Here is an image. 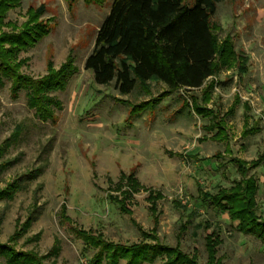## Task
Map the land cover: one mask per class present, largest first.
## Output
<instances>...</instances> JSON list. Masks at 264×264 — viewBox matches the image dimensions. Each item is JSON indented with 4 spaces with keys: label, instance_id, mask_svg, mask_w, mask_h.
<instances>
[{
    "label": "rangeland",
    "instance_id": "374dc122",
    "mask_svg": "<svg viewBox=\"0 0 264 264\" xmlns=\"http://www.w3.org/2000/svg\"><path fill=\"white\" fill-rule=\"evenodd\" d=\"M111 1L96 6L84 0H21L6 15L20 28L28 7H44L40 20L49 34L19 55L27 61L22 73L38 79L46 75L47 62L57 70L67 58L76 72L64 91L50 94L59 102L52 123L34 116L23 91L12 98L8 82L0 88V191L17 186L10 199L0 198V245L43 256L44 264H88L96 250L86 248L73 229L130 245L141 241L140 227L154 229L162 244L179 243L186 253L196 252L203 263L204 236L214 231L221 239L216 256L223 264H264V242L238 233L225 212L197 193V184L215 193L239 178L230 157L249 161L264 153V0H222L211 18L218 39L233 36L235 51L247 57L246 74L234 68L216 76L208 105L226 122L229 155L225 142L203 140L209 118L183 107L189 93L177 90L138 113L139 104L165 90L161 84H137L121 95L113 83L92 81L83 61ZM194 94L199 98L200 90ZM235 97L239 102L230 110ZM245 116L247 127L257 132L242 137ZM215 152L222 157L212 158ZM129 173L141 188L125 202L127 214L112 197L122 199ZM248 174L257 181V212L264 219V161ZM149 190L162 194L156 224L146 201ZM181 222L187 227L178 236ZM0 264H6L1 255Z\"/></svg>",
    "mask_w": 264,
    "mask_h": 264
},
{
    "label": "trees",
    "instance_id": "16d2710c",
    "mask_svg": "<svg viewBox=\"0 0 264 264\" xmlns=\"http://www.w3.org/2000/svg\"><path fill=\"white\" fill-rule=\"evenodd\" d=\"M106 0H84L85 4L102 6ZM222 0H193L191 6L184 0H112L109 11L98 26L90 53L83 61V69L91 72L92 81L99 86L113 88L121 95H128L136 85L144 88L148 82L161 84L165 90L157 97L138 105V113L158 105L170 93L183 90L189 93L191 110L200 117H208L204 128L209 139L221 142L228 139L224 122L219 113L207 107L211 90L215 87L210 77H215L222 69H236L239 75L246 72L247 57L234 50V37L226 36L219 40L211 23L216 6ZM21 0H0V88L9 84L12 98L24 92L26 106L33 110L41 122H54L53 109L59 102L51 93L65 90L69 79L76 72L71 60L67 58L59 69L53 70L46 63V75L34 79L20 71L26 59L19 55L49 34L46 22L40 20L44 7H28L26 21L20 28L6 21L9 11L19 7ZM216 28V27H215ZM200 91L199 98L194 94ZM188 103L184 101L183 107ZM250 130H245L246 134ZM214 158L220 157L216 153ZM257 160L245 162L230 158L228 162L236 168L240 178L233 180L227 188H218L215 193L203 192L198 186L202 202L225 212L235 230L264 242V219L258 214L256 203L257 182L248 175L261 163ZM124 174H121L123 178ZM126 190L122 199L112 197L122 212L130 214L125 202L136 187L141 188L132 173L124 177ZM17 186L11 184L0 191V198L10 199ZM146 201L153 221L157 223V201L162 199L159 191L149 190ZM194 212H191L193 215ZM29 221H26L28 224ZM187 222L179 226L180 236ZM204 230L208 228L205 222ZM141 241L125 245L103 240L100 235L73 229L74 235L82 244L96 252L88 264H153L157 259L161 264H223L216 256L221 244L219 236L212 231L204 236L205 261L199 262L196 252L183 251L176 243L174 246L162 244L155 230L144 231L139 227ZM14 237L10 239L13 241ZM147 239H152L149 243ZM55 242L51 251H55ZM0 255L6 264H44L43 256L38 257L31 251H17L9 245H0Z\"/></svg>",
    "mask_w": 264,
    "mask_h": 264
},
{
    "label": "crops",
    "instance_id": "0c3cea01",
    "mask_svg": "<svg viewBox=\"0 0 264 264\" xmlns=\"http://www.w3.org/2000/svg\"><path fill=\"white\" fill-rule=\"evenodd\" d=\"M234 45V44H233ZM235 50V49H234ZM240 53H242V52H240ZM244 55V54H243ZM245 56V55H244ZM222 70H226V69H222ZM221 70V71H222ZM231 70V69H230ZM220 71V72H221ZM219 72V73H220ZM246 72H247V67H246ZM246 72L244 73V74H246ZM218 73V74H219ZM218 74H216V76L218 75ZM244 74H241V75H244ZM239 75V74H238ZM240 75V76H241ZM216 76L215 77H210V78H208V79H210V81L211 80H214V82H215V86H216V84H217V82H216ZM207 79V80H208ZM206 80V81H207ZM209 81V82H210ZM208 82V83H209ZM206 85V82L204 83V85H203V87ZM200 90V89H199ZM197 91V90H196ZM201 91V90H200ZM184 101L185 100H182V103H184ZM210 101H211V97H210ZM187 103H189V105L187 106V107H189L190 109H191V104H190V101H189V98H188V101H186ZM239 102V99H238V97H235V99H234V101H233V103H232V106L230 107V110H232L233 108H234V106L237 104ZM210 103V102H209ZM209 103H208V105H209ZM208 105H207V107H208ZM243 107H244V109L247 111V109H248V104L247 103H243ZM211 109V108H210ZM214 110V109H213ZM192 111V110H191ZM215 111H217V110H215ZM193 112V111H192ZM218 113H219V115H220V117L222 118V120H223V122H224V126H225V129H226V133H227V135H228V139L227 140H224V141H221V142H215V143H223V142H225L226 143V147H225V153L226 154H230L231 153V151H230V149H229V147L227 146V141L229 140V134H228V130H227V126H226V122H225V120H224V118L222 117V115H221V113L219 112V111H217ZM196 115V114H195ZM197 116V115H196ZM247 121H248V118L245 116V118H244V121H243V125H242V131H241V135H242V137H246L247 135H249V134H252V133H255V132H257V128H255V127H247ZM205 128V127H204ZM205 130V129H204ZM245 130H250V131H248L246 134H244V131ZM205 136L206 137H204L203 138V140H210L211 142H214V141H212L211 139H209V135L208 134H206V132H205ZM216 153H218V154H220V157H218L217 159H219V158H221L222 157V155H221V153H219V152H215L214 154H213V156L216 154ZM263 156V159H262V161H261V163L259 164V166H257L255 169H253V170H256V169H258V168H260L261 166H262V163H263V161H264V153H261V154H259L255 159H251V160H249V161H247V160H244V159H241V158H239V157H230V158H238V159H240V160H243V161H245V162H251V161H255V160H257L258 159V157L259 156ZM212 156V158H214ZM229 158V159H230ZM229 159H228V161H229ZM230 163V162H229ZM231 164V163H230ZM233 165V164H232ZM234 166V165H233ZM234 168H235V166H234ZM235 171H236V168H235ZM251 171V170H250ZM237 172V171H236ZM238 174V173H237ZM239 175V174H238ZM249 175V174H248ZM251 176H253V175H251ZM254 177V176H253ZM239 178H240V176H239ZM238 178V179H239ZM235 180H237V179H235ZM256 180V179H255ZM257 182V181H256ZM198 184H197V188H198ZM201 188V187H200ZM220 188H222V187H220ZM201 190H202V188H201ZM203 192H207V191H204V190H202ZM257 191H258V185H257ZM263 192H264V189H263ZM197 193H198V189H197ZM209 193V192H208ZM213 194V193H212ZM256 195H257V192H256ZM198 196H199V194H198ZM200 197V196H199ZM201 199V198H200ZM230 220V219H229ZM234 223V222H233Z\"/></svg>",
    "mask_w": 264,
    "mask_h": 264
}]
</instances>
